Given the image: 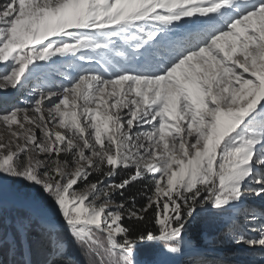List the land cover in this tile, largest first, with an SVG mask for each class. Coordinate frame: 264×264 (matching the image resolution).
I'll return each instance as SVG.
<instances>
[{
    "label": "snow or ice",
    "instance_id": "1",
    "mask_svg": "<svg viewBox=\"0 0 264 264\" xmlns=\"http://www.w3.org/2000/svg\"><path fill=\"white\" fill-rule=\"evenodd\" d=\"M0 70L33 96L0 113L14 264H224L205 220L264 251V0H0Z\"/></svg>",
    "mask_w": 264,
    "mask_h": 264
},
{
    "label": "rangeland",
    "instance_id": "2",
    "mask_svg": "<svg viewBox=\"0 0 264 264\" xmlns=\"http://www.w3.org/2000/svg\"><path fill=\"white\" fill-rule=\"evenodd\" d=\"M184 29H181L183 31ZM97 71L101 69L97 66ZM3 74V70H0V75ZM61 81L57 80V84ZM66 83V81H65ZM33 96L27 89L20 90L18 88H12L9 86L7 89L0 88V113L10 111L13 107H30V101ZM29 115H35L29 112ZM7 129L0 125V135H6ZM20 187V186H18ZM113 197V206L119 201ZM254 203L258 206L259 200H255ZM14 209L20 210L15 214V224L18 227L22 219L27 218V211L20 207L17 203L14 193L11 189H6L2 196H0V213L6 217V226L12 221V214ZM21 210L25 211V215L21 214ZM216 227L218 228L216 234V241H213L211 235H205L201 245L206 249L207 255L210 259L222 260L224 264H264V251L256 249L255 251L247 248V246H236L230 244L223 234V226L216 221ZM11 238V234L7 233L4 229L0 231V245L4 242L5 237ZM221 253V254H220ZM249 253V254H248ZM196 258L192 256H185L179 264H193Z\"/></svg>",
    "mask_w": 264,
    "mask_h": 264
},
{
    "label": "trees",
    "instance_id": "3",
    "mask_svg": "<svg viewBox=\"0 0 264 264\" xmlns=\"http://www.w3.org/2000/svg\"><path fill=\"white\" fill-rule=\"evenodd\" d=\"M124 178L123 175L116 176L114 179L119 182L120 179ZM151 181L148 182H137L133 186H131L129 189H127L124 193V196H119L117 194L116 198L118 201H125L128 202V198L130 196H135L137 200V207H139L141 204L146 202V197L151 194ZM14 213L12 216V221L9 224V226H6V217L4 214L0 213V231L5 230L7 233L11 234V238L5 237L4 242L0 245V264H14V261L19 259L18 255H14L15 247L13 244L14 236L16 235V229L17 226L15 224V214L19 212L20 210L14 209ZM21 214L25 215V211L21 210ZM128 226L133 227L135 230L139 231L142 230L145 225L139 224V223H133V222H126ZM216 221L211 220H205L197 223L194 225L191 235L194 239H196L200 244L204 240L205 235H211L213 237V241H216V234L218 231V228L216 227ZM147 228H155L156 226L154 223L151 222V216L149 217V223L146 225ZM31 243L34 249V259L39 260L40 257V249L41 244L39 240L38 233L33 229L31 233ZM249 254V253H248ZM73 255L76 258L77 264H85V258L80 255L79 250L73 249ZM139 258L143 261H147L152 259V250L151 249H143L142 254L139 256Z\"/></svg>",
    "mask_w": 264,
    "mask_h": 264
},
{
    "label": "water",
    "instance_id": "4",
    "mask_svg": "<svg viewBox=\"0 0 264 264\" xmlns=\"http://www.w3.org/2000/svg\"><path fill=\"white\" fill-rule=\"evenodd\" d=\"M139 259V258H138ZM141 260V259H140Z\"/></svg>",
    "mask_w": 264,
    "mask_h": 264
},
{
    "label": "bare ground",
    "instance_id": "5",
    "mask_svg": "<svg viewBox=\"0 0 264 264\" xmlns=\"http://www.w3.org/2000/svg\"><path fill=\"white\" fill-rule=\"evenodd\" d=\"M221 254V253H220Z\"/></svg>",
    "mask_w": 264,
    "mask_h": 264
}]
</instances>
